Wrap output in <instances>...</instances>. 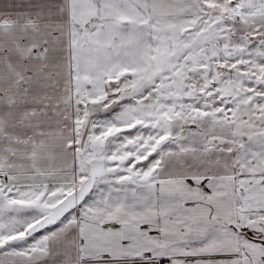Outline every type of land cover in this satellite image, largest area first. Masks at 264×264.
Masks as SVG:
<instances>
[{
    "label": "snow or ice",
    "instance_id": "snow-or-ice-1",
    "mask_svg": "<svg viewBox=\"0 0 264 264\" xmlns=\"http://www.w3.org/2000/svg\"><path fill=\"white\" fill-rule=\"evenodd\" d=\"M0 264H264V0H0Z\"/></svg>",
    "mask_w": 264,
    "mask_h": 264
}]
</instances>
